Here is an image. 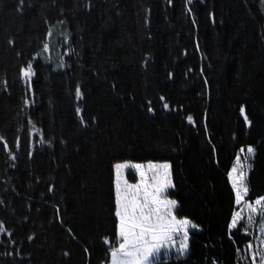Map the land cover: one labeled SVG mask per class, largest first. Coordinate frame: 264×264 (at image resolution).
I'll use <instances>...</instances> for the list:
<instances>
[{
    "label": "trees",
    "instance_id": "obj_1",
    "mask_svg": "<svg viewBox=\"0 0 264 264\" xmlns=\"http://www.w3.org/2000/svg\"><path fill=\"white\" fill-rule=\"evenodd\" d=\"M19 4L0 0V264H107L122 161L168 162L176 215L200 228L187 255L158 264H251L243 220L229 239L227 173L252 146L246 199L264 196V2ZM29 61L31 91L19 75Z\"/></svg>",
    "mask_w": 264,
    "mask_h": 264
},
{
    "label": "snow or ice",
    "instance_id": "obj_2",
    "mask_svg": "<svg viewBox=\"0 0 264 264\" xmlns=\"http://www.w3.org/2000/svg\"><path fill=\"white\" fill-rule=\"evenodd\" d=\"M24 3L25 0H20L16 9L18 12L22 11ZM45 22L47 23V20ZM58 23L64 24L65 22L58 21ZM63 35L64 41L67 43L68 34ZM47 36H52L51 29L48 30ZM8 43L11 45L14 41L9 39ZM49 50L50 45L47 42L43 43V51L48 52ZM61 59L63 60V58ZM58 67L63 68L65 64L61 62ZM34 74L31 61L19 70L20 78L29 85V91H31V78ZM168 75L171 77L172 73ZM6 83V81L0 80V85L6 86ZM75 95L78 98L82 96L80 85H77ZM163 99L164 97H161V100ZM29 103L30 101L25 98L24 104L28 105ZM163 107L168 109L169 105L165 103ZM148 111L152 112L153 108L149 106ZM240 112L242 115L244 114L243 106H241ZM76 113L78 116L81 115L79 107H77ZM187 120L189 123L194 122L192 115H188ZM244 120L246 124L251 123L246 115ZM31 123L29 121V124ZM80 123H86L82 117ZM33 131L38 130L33 128ZM4 140L5 138L0 136V141ZM18 141L19 138H17V143ZM39 142L50 143L43 139ZM3 148L12 160L17 158L7 142L3 144ZM241 153H244L243 148L240 149L231 170L227 173L235 196V205H243L241 211H232L227 225L228 235L231 240L232 232L244 219L246 210L247 220L245 228L241 231L244 235H251L255 240V245L253 240L248 241L246 251L250 255L251 264H264V196L257 197L254 201L246 199L250 192L248 186L249 171L252 168L250 158L253 157L255 149L248 146L243 160ZM32 155L33 153L29 151L28 156L32 157ZM113 167L115 169V241H110L107 237L102 238L104 244L109 245V251L106 254L109 257L107 264H158L162 256L165 260L167 259L169 250H175L178 257L187 255L190 247V230L199 231L200 228L191 219L176 215L178 201L168 195V190L174 187L171 165L168 162L153 163L149 161L146 165L124 162L116 163ZM129 168L134 169L136 176L139 177L136 183H130L126 178L125 170ZM48 191L52 192L53 188L49 187ZM57 213H59L58 209ZM257 218L260 220L259 224L256 223ZM249 227L254 229L253 233L248 232ZM4 231L5 225L0 222V232ZM27 239L32 240L33 236L29 235ZM87 251L85 249V252ZM237 252L239 254V249ZM64 255H68V253H64ZM102 264L105 262L102 261Z\"/></svg>",
    "mask_w": 264,
    "mask_h": 264
},
{
    "label": "rangeland",
    "instance_id": "obj_3",
    "mask_svg": "<svg viewBox=\"0 0 264 264\" xmlns=\"http://www.w3.org/2000/svg\"><path fill=\"white\" fill-rule=\"evenodd\" d=\"M245 153H246V151H245ZM241 159L243 160V158H241ZM124 162L136 163V162H131V161H122V162H118V163H124ZM151 162H152V161H151ZM147 163H148V162L140 163V164H145V165H146ZM153 163H164V162H153ZM233 164H234V163H233ZM232 166H233V165H232ZM230 170H231V169H230ZM129 172L131 173V177L128 176V173H129ZM125 175H126V178L128 179V181H129L130 183H136L137 180L139 179V177L136 176V174H135V170H134V169H131V168L125 170ZM114 180H115V169H114ZM242 208H243V205H241V206H236V210H235V211H241ZM246 220H247V211L245 210V211H244V219H243L244 223H246ZM256 223H257V224L260 223L259 218H257ZM248 229H249V231H251V232L254 230V229L251 228V227H249ZM191 231H192V230H190V233H191ZM253 244L255 245V240H254V239H253ZM169 255H177V254H176L175 250H169V254H168V256H169Z\"/></svg>",
    "mask_w": 264,
    "mask_h": 264
}]
</instances>
